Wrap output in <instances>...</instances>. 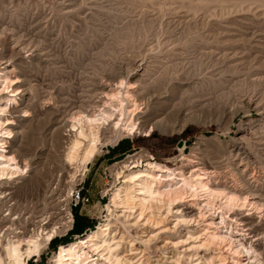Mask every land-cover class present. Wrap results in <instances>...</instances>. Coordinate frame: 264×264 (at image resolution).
I'll return each instance as SVG.
<instances>
[{
	"label": "rangeland",
	"instance_id": "374dc122",
	"mask_svg": "<svg viewBox=\"0 0 264 264\" xmlns=\"http://www.w3.org/2000/svg\"><path fill=\"white\" fill-rule=\"evenodd\" d=\"M0 32V67L14 70L17 106L21 111L29 103L30 112L12 113V147L18 148L25 129L27 148L20 152L30 158V176L15 178L14 186H28L33 214L25 216L55 202L70 205V226L56 238L72 228L75 209L94 222L91 228L105 221L107 192L115 183L110 165L133 153L174 167L192 149L220 164L242 147L245 153L233 160L256 165L255 190L264 195V0H0ZM13 37L24 48L18 50ZM140 62L155 72L163 91L150 109L160 113L159 127L172 131L135 130L118 140L129 141L122 154L110 152L118 142L101 145L83 178L71 183L60 167L65 119L106 82L127 74L138 79L133 67ZM71 190L79 191L78 201ZM56 249L48 242L26 264H53Z\"/></svg>",
	"mask_w": 264,
	"mask_h": 264
},
{
	"label": "bare ground",
	"instance_id": "6f19581e",
	"mask_svg": "<svg viewBox=\"0 0 264 264\" xmlns=\"http://www.w3.org/2000/svg\"><path fill=\"white\" fill-rule=\"evenodd\" d=\"M15 38L12 42L18 47L21 43ZM6 48L3 45V51ZM4 57L0 55V64ZM133 69L140 71L138 79L113 74L117 80L106 82L94 97V90L88 92L74 108V116L65 119L68 129L60 167L71 183L83 178L101 145H115L135 130L146 134L152 128L163 134L171 130L160 128V113L150 109L152 99L163 93L157 87L158 76L143 62ZM18 82L13 69L0 67V264H26L71 222L70 205L58 208L55 201L50 210L32 215L27 184L14 186L15 178L24 181L30 176V158L20 152L27 148L29 134L24 128L18 148L12 147L13 115L20 111ZM27 105L21 109L22 116L30 113ZM242 149H231L223 165L205 162L193 149L174 167L144 153L112 163L115 183L107 192L105 221L58 244L53 264H264V246L260 247L264 243V193L260 189V196L255 190L256 165L243 157L240 162L233 160L245 153Z\"/></svg>",
	"mask_w": 264,
	"mask_h": 264
},
{
	"label": "trees",
	"instance_id": "16d2710c",
	"mask_svg": "<svg viewBox=\"0 0 264 264\" xmlns=\"http://www.w3.org/2000/svg\"><path fill=\"white\" fill-rule=\"evenodd\" d=\"M129 141L128 140H120L118 144L111 148L110 152L111 153H125V151L129 150ZM168 153V152H167ZM165 154L164 156H166ZM163 157V156H162ZM156 159H162L155 157ZM94 222L93 221H87V218L85 216H82L78 214V211L75 209L73 213V224L72 228L70 231L62 235L60 238H52L49 241L50 247L55 248V246H58L60 243H65L71 235H79L82 234L85 230L91 228L93 226ZM68 235V236H67Z\"/></svg>",
	"mask_w": 264,
	"mask_h": 264
},
{
	"label": "built area",
	"instance_id": "2783aa9c",
	"mask_svg": "<svg viewBox=\"0 0 264 264\" xmlns=\"http://www.w3.org/2000/svg\"><path fill=\"white\" fill-rule=\"evenodd\" d=\"M72 195H74V196L76 197V199H77L76 201L79 200V198H80V193H79V191H74V190H73Z\"/></svg>",
	"mask_w": 264,
	"mask_h": 264
},
{
	"label": "clouds",
	"instance_id": "9594fccd",
	"mask_svg": "<svg viewBox=\"0 0 264 264\" xmlns=\"http://www.w3.org/2000/svg\"><path fill=\"white\" fill-rule=\"evenodd\" d=\"M5 135H7V133H5Z\"/></svg>",
	"mask_w": 264,
	"mask_h": 264
}]
</instances>
